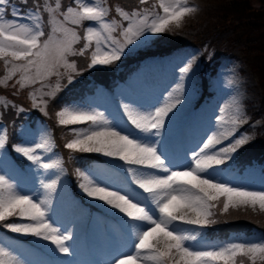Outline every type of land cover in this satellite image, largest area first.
Listing matches in <instances>:
<instances>
[{"label":"snow or ice","instance_id":"1","mask_svg":"<svg viewBox=\"0 0 264 264\" xmlns=\"http://www.w3.org/2000/svg\"><path fill=\"white\" fill-rule=\"evenodd\" d=\"M19 4L27 5L28 0H19V3L0 0V61L5 68L0 86L16 89L13 94L17 95L26 87L40 84L41 88L28 95L32 107L45 116L49 100L44 97L54 99L61 90L63 77L71 84L73 74H81L76 62L69 57L90 59L89 70L98 65H110L119 61L126 51H132L130 46L147 45L158 34L180 27L183 17L198 10L189 5V0H155L151 4L149 0H138L139 6L131 11L115 7L117 19L110 16L108 0H71L67 6L62 0H33L32 7L23 9ZM45 15L48 31H45ZM84 22L90 23L85 26ZM81 41L82 46L77 48ZM197 59L198 54L190 55L175 69L178 72L173 89L176 95L171 99L166 97L162 106L130 108L124 105L128 123L140 135L104 112L79 105L65 104L55 112L57 125L67 129L71 137L65 142V149L122 161L128 166L132 184L142 190L137 192L127 186L102 182L92 169H75L78 187L87 197L102 201L129 220L144 225L136 232L135 254H127L113 264H264V240L196 246L191 242L197 241L201 231L186 232L175 227L179 221L203 230L218 222L215 218L218 214L240 207L254 212L258 207L264 213V190L229 184L220 180L219 172L215 171L252 139L249 133L235 135L247 123L239 99L233 98L227 115L224 107L219 109L220 114L212 125L214 130L206 134L202 146L198 144L190 157L186 154L184 167H173L158 147L160 141L152 139L162 136L171 120L170 114L182 104L186 83ZM52 77H56L54 88L44 84ZM43 87L49 90L43 91ZM0 109L14 110L17 115L25 111L3 96H0ZM79 125L85 126L69 127ZM8 140V128L0 124V152L6 149ZM53 148L48 131H44L39 140L26 137L12 145L15 153L38 169L63 172V161L58 156L46 159ZM58 180L59 176L50 182L41 180V187L49 195L36 199L19 191L15 183L0 174V227L50 241L67 255L70 249L66 241L71 236L62 234L49 222L48 216L50 194L55 191ZM12 217L29 222H8ZM0 264H21V261L11 251L0 247Z\"/></svg>","mask_w":264,"mask_h":264},{"label":"rangeland","instance_id":"2","mask_svg":"<svg viewBox=\"0 0 264 264\" xmlns=\"http://www.w3.org/2000/svg\"><path fill=\"white\" fill-rule=\"evenodd\" d=\"M88 2H92V0H88ZM252 3L256 4L257 1L254 0ZM258 15L264 16V11H258ZM89 23L86 22L85 26ZM259 24L262 26V30L258 32L255 38L260 43H256L255 47L260 46L262 50L255 49L248 53L245 58L247 62L237 58L235 60L227 56H220L219 63L215 66L214 71H210L208 67L203 68L200 65V50L186 46L161 57L143 60L138 69L131 75V81H129L131 89L123 91L121 87L119 88L118 100L123 112L124 105H128L130 108H137L139 106H162L166 97L171 99L176 95L173 92L177 83L176 77L178 76V72L175 69L183 63L186 57L198 54L196 64L186 83L182 104L177 106L174 114H170L171 120L167 123L162 136L152 138L153 140L158 139L160 141L158 147L173 167L185 166L186 154L190 157L191 151L196 149L198 144L202 146L201 141L206 139V134H211V130H214L212 125L215 124V119L220 114L219 109L224 107L227 115L233 98L239 99L242 111L246 113L247 121L252 118L248 123L250 127L259 125L260 128H264V19H260ZM222 35L232 40L236 35L243 39L236 32L227 31ZM242 36L248 38L249 44H253L252 36L245 35V29L242 31ZM130 47L132 49H138L134 46ZM256 59L257 63L262 65L260 69H257ZM199 70H204L205 75L210 81V93L206 97V100L198 104L196 101L198 94L196 91L198 88L196 81ZM44 84L51 85L49 81H45ZM37 88H41V86L37 85L35 89ZM169 93H172V97H169ZM37 94L40 95V93ZM65 104H75L87 110L104 112L110 119H114L121 126H126L116 115L114 105L109 104L107 97L100 90H96L92 94H86L80 99H71L63 105ZM129 129L134 134L140 135L137 130ZM44 131L47 130L42 122L37 121L33 125L24 123L19 128V141L17 143H21L26 137L39 140V137ZM241 133H249L252 135L253 131L250 129L247 130L242 126L235 135L238 137ZM179 140L183 142L184 147H181ZM228 142L225 141L224 143ZM247 144L248 142L245 145ZM245 145L235 154L244 152ZM169 148H172L175 153L174 160L167 158V150ZM57 156L62 160L61 151L59 150L57 152L53 149V152L48 154L46 159H55ZM231 160L221 166L220 169L215 170L219 172L218 178L220 180L223 177H227V180L224 182L229 184L248 190H264V161L261 158L257 157L253 159L250 164L244 165L238 172L232 170ZM25 165L26 175H23V171L19 170L16 162L8 153V150L5 149L3 152H0V174L5 175L15 183L19 191L33 195L36 199H41L49 195L41 187L40 181L50 182L59 176L57 187L50 194L51 203L48 209V216L49 222L59 228L62 234L71 236V239L66 241L70 249L69 254L65 255L61 253L50 241L29 236L30 240L33 241L31 242L32 244L42 245L51 252L52 260L54 259L55 264H113V261L124 259L127 254H135L134 242L136 232L139 228L144 227L143 224L121 219L119 225L124 227L126 234L123 239H120L112 223L105 219L102 214L98 213L99 211L95 209L88 210L87 205L82 204L81 200L73 195L68 186L67 174H65L64 170L63 172H59L58 170L55 172H44L42 169H38L32 165L29 161ZM85 169L94 170L102 182L110 183L113 186H126L120 177H109V173L103 169L99 162ZM209 171L212 172L213 170L210 169ZM132 185L134 188H137L136 185ZM83 196L85 202H89L88 204L98 208L100 211L123 215L117 210L111 209L108 205L103 204L102 201H95L87 197L84 193ZM149 206L154 207L151 204ZM155 214L157 216L159 215L158 212ZM242 217H251L252 220L248 219L249 223H246L250 232L245 234L238 233L235 236L236 239L230 242L264 240V234L254 229L258 223L264 224V213H261L258 207L255 212L247 207L230 209L228 213L223 215L218 214L215 218L219 221H229ZM16 222L27 223L29 221L18 220ZM104 227L105 229H103ZM175 227L178 230L186 232L201 231L195 226L185 225L179 221L176 222ZM14 234L16 236H9L0 230V247L11 251L21 261V264H49L47 257L42 255L39 249L35 246L28 245L20 239L21 237H25L24 235ZM105 234L111 235L110 238L106 237ZM200 237L203 236H199L197 241L191 243L198 246L200 244ZM230 242H225L217 246Z\"/></svg>","mask_w":264,"mask_h":264},{"label":"trees","instance_id":"3","mask_svg":"<svg viewBox=\"0 0 264 264\" xmlns=\"http://www.w3.org/2000/svg\"><path fill=\"white\" fill-rule=\"evenodd\" d=\"M254 0H189L191 6H195L198 10L194 13L187 14L182 18L180 27L173 28L171 32L158 34L147 45L133 49L132 51H126L125 55L119 60L110 65H98L92 69H87V64L90 59L85 57L75 56L69 57L70 61H75L77 70L81 74L74 75V80L71 84L67 82V77H63L60 81L61 90L55 95L54 99L44 97L45 100H49L46 111L48 115L45 116L41 111L32 107L31 100L29 98V92L33 91L37 85H32L21 90L19 94L14 95L16 89L12 87L0 86V96L6 97L7 100L13 101L19 106H22L25 111L17 115L14 110L3 111L0 109V124L6 125L8 128V144L13 145L17 139V132L20 124L30 123L32 119L38 118L43 120L51 132L54 145L62 153L63 166L68 170H72L75 164L85 155L89 156L90 153H72L71 150L65 149L64 144L69 138L67 129L57 125V118L55 112L59 110L60 105L66 99L67 96H72L73 93L79 94L81 88H85V85L90 81H102L103 84L109 86L108 81L115 78H120L121 74L128 71L132 65L137 62L142 56L145 57L150 54H156L166 52L172 48L178 47L183 44H192L202 49L201 60L204 62L205 55L208 49L212 50V55L223 51V54H236L243 57H247V54L260 49V46L255 47L256 43L260 41L255 38L262 26L259 24L260 19H264V16H259L258 11H264V0H256L257 3H252ZM14 3H19V0H12ZM43 2V0H42ZM155 0H149V3H154ZM33 0H28V4H19L23 8L32 7ZM71 3V0H62V4L67 6ZM109 7L111 8L110 16L116 17L115 7H121L123 10L131 11L134 7H138V0H108ZM241 15V16H240ZM118 19V17H116ZM245 29V35L252 36L253 44H249L248 38L242 36V31ZM47 16L45 15V31H48ZM230 31L238 33V35L232 40L225 38L222 34ZM80 32V30H79ZM80 45V44H79ZM79 45H76L79 48ZM245 54V55H244ZM145 55V56H144ZM243 59V60H244ZM257 69L261 68V64L257 63ZM63 71V69H61ZM5 73L3 61H0V77ZM79 77V79H77ZM79 80V81H76ZM51 86L54 88L56 85V77H52L48 80ZM76 81V82H75ZM11 83V82H10ZM42 87V86H41ZM43 91H48V87H44ZM39 97V94H37ZM264 125V123H263ZM251 135L252 139L248 142L246 152L238 156L233 166H242L250 159L257 158L262 154L264 158V128L255 126ZM71 175L70 173H68ZM70 188L77 194L76 184L73 179L70 181ZM14 219V217L9 220ZM251 217H242L237 219H231L228 223L232 222H245L249 223ZM224 223L226 221H220ZM264 230V224L258 223L257 225ZM212 228L215 226L211 225Z\"/></svg>","mask_w":264,"mask_h":264}]
</instances>
